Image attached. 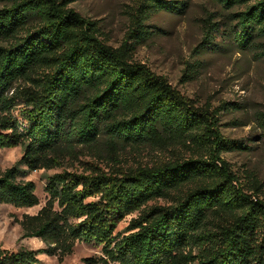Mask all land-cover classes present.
Masks as SVG:
<instances>
[{
  "label": "trees",
  "instance_id": "trees-1",
  "mask_svg": "<svg viewBox=\"0 0 264 264\" xmlns=\"http://www.w3.org/2000/svg\"><path fill=\"white\" fill-rule=\"evenodd\" d=\"M7 1L0 8V147L19 145L23 153L0 168V203L38 204L34 182L20 176L85 151L115 155L149 146L188 155L49 175L44 204L18 220L23 237L45 246L0 247V264H38L39 252L62 261L79 241L102 245L85 264H264V201L237 186L240 177L221 156L245 146L222 136L215 112L133 58L135 44L153 35L150 15L183 1L138 0L118 47L99 38L95 21L67 8L73 0ZM218 1L230 7L250 0ZM234 16L238 45L247 47L255 32L264 36V0ZM203 21L207 49L217 26ZM257 119L264 129V112ZM159 199L167 203L148 204ZM136 210L127 233H114L116 221Z\"/></svg>",
  "mask_w": 264,
  "mask_h": 264
},
{
  "label": "rangeland",
  "instance_id": "rangeland-1",
  "mask_svg": "<svg viewBox=\"0 0 264 264\" xmlns=\"http://www.w3.org/2000/svg\"><path fill=\"white\" fill-rule=\"evenodd\" d=\"M137 1L73 0L67 8L86 20L95 21L99 38L112 47H118L125 39L130 12ZM182 1L176 9H162L150 15L147 24L153 35L135 44L133 58L154 75L163 77L180 96L217 114L222 136L245 146L221 154L240 177L237 186L264 201V129L257 119L258 113L264 112V36L253 33L247 47L235 41V32L239 27L234 15L244 10L252 0L230 7L218 0ZM9 3L0 0V8L9 6ZM205 17L210 18L211 27L217 26V30L215 43L202 49ZM223 103L226 107H221ZM20 106L14 109L19 119ZM22 153L19 145L0 147V168L13 165ZM174 155L149 146L138 150L127 148L115 155L105 151L100 155L85 151L77 158L66 159L60 167L28 171L20 178L34 182L38 204L14 207L0 203V247L11 251L20 248L38 251L45 246L37 237H23L18 220L25 213H36L44 204L47 198L44 188L49 175L65 170L92 175V168L109 172L112 167L138 163L150 165ZM178 155L188 154L182 150L175 156ZM166 203L162 199L148 202L149 205ZM138 214L136 210L116 221L114 233H127L130 220ZM101 247L96 242L79 241L62 261L56 256L39 252L38 264H85L83 258L101 255Z\"/></svg>",
  "mask_w": 264,
  "mask_h": 264
}]
</instances>
